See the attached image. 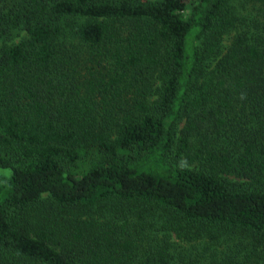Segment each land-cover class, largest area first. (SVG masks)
I'll use <instances>...</instances> for the list:
<instances>
[{"label": "trees", "instance_id": "1", "mask_svg": "<svg viewBox=\"0 0 264 264\" xmlns=\"http://www.w3.org/2000/svg\"><path fill=\"white\" fill-rule=\"evenodd\" d=\"M0 169V264H264V0H0Z\"/></svg>", "mask_w": 264, "mask_h": 264}, {"label": "rangeland", "instance_id": "2", "mask_svg": "<svg viewBox=\"0 0 264 264\" xmlns=\"http://www.w3.org/2000/svg\"><path fill=\"white\" fill-rule=\"evenodd\" d=\"M16 40V38H15ZM10 170H6V169H0V184L1 183H5L6 180L9 178L10 176ZM7 177V179H6Z\"/></svg>", "mask_w": 264, "mask_h": 264}]
</instances>
